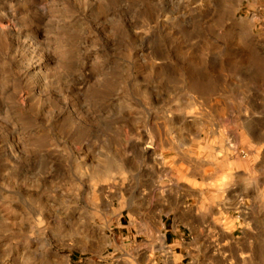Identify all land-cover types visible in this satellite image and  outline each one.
Returning <instances> with one entry per match:
<instances>
[{
    "label": "rangeland",
    "instance_id": "obj_1",
    "mask_svg": "<svg viewBox=\"0 0 264 264\" xmlns=\"http://www.w3.org/2000/svg\"><path fill=\"white\" fill-rule=\"evenodd\" d=\"M0 264H264V0H0Z\"/></svg>",
    "mask_w": 264,
    "mask_h": 264
},
{
    "label": "crops",
    "instance_id": "obj_2",
    "mask_svg": "<svg viewBox=\"0 0 264 264\" xmlns=\"http://www.w3.org/2000/svg\"><path fill=\"white\" fill-rule=\"evenodd\" d=\"M165 229H166V232H168L170 234L169 237H167V235H166V241H167L168 245L173 246V249L172 250L170 249V252L177 249V246L184 245L186 243V240L183 236L175 237V235L177 234L176 233L177 231H176L175 224L173 222L170 225V227H165Z\"/></svg>",
    "mask_w": 264,
    "mask_h": 264
},
{
    "label": "bare ground",
    "instance_id": "obj_3",
    "mask_svg": "<svg viewBox=\"0 0 264 264\" xmlns=\"http://www.w3.org/2000/svg\"><path fill=\"white\" fill-rule=\"evenodd\" d=\"M115 168V167H114ZM120 168L123 170H130V166L128 165V164H125V163H123V164H121L120 165ZM118 169V168H117ZM115 170V169H114ZM121 171V170H120ZM109 176V175H108ZM166 250V249H165ZM168 251H169V249H167Z\"/></svg>",
    "mask_w": 264,
    "mask_h": 264
}]
</instances>
